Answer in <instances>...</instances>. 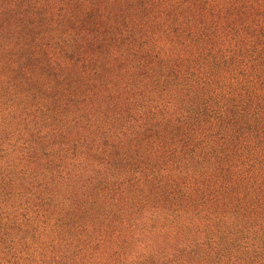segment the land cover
Listing matches in <instances>:
<instances>
[{
    "label": "trees",
    "instance_id": "1",
    "mask_svg": "<svg viewBox=\"0 0 264 264\" xmlns=\"http://www.w3.org/2000/svg\"><path fill=\"white\" fill-rule=\"evenodd\" d=\"M0 264H264V0H0Z\"/></svg>",
    "mask_w": 264,
    "mask_h": 264
}]
</instances>
